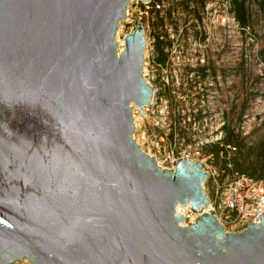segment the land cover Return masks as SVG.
<instances>
[{
	"label": "water",
	"instance_id": "water-1",
	"mask_svg": "<svg viewBox=\"0 0 264 264\" xmlns=\"http://www.w3.org/2000/svg\"><path fill=\"white\" fill-rule=\"evenodd\" d=\"M130 1L0 0V264H264V213L182 226L205 164L161 168L135 139L154 88L143 23L119 50Z\"/></svg>",
	"mask_w": 264,
	"mask_h": 264
},
{
	"label": "rangeland",
	"instance_id": "rangeland-1",
	"mask_svg": "<svg viewBox=\"0 0 264 264\" xmlns=\"http://www.w3.org/2000/svg\"><path fill=\"white\" fill-rule=\"evenodd\" d=\"M162 1L148 14L132 2V16L117 31L124 39L143 22L144 73L154 75L146 116L133 111L135 137L151 156L175 150L204 164L223 163L213 144L224 136L225 122L246 146H258L264 139V0H246V28L229 16L230 0Z\"/></svg>",
	"mask_w": 264,
	"mask_h": 264
},
{
	"label": "built area",
	"instance_id": "built-area-1",
	"mask_svg": "<svg viewBox=\"0 0 264 264\" xmlns=\"http://www.w3.org/2000/svg\"><path fill=\"white\" fill-rule=\"evenodd\" d=\"M134 1L141 4V14H148L152 9L160 10L163 6L162 0H149L148 2L132 0L127 7V18L133 14L130 13V6ZM228 11L230 14L229 16L236 20L231 0ZM170 42H172V40H170ZM144 75H148V77H145L149 84H151L154 75H151L149 72L146 74L144 73ZM144 110H147V106L144 107ZM135 139L143 150L149 154L139 140L136 137ZM227 149L228 151L226 155L223 152L221 153V156L225 161L224 163L216 164L211 162L205 164L204 170H206L208 176L204 183V187L209 196V206L207 208H201L199 211L194 209L192 205L186 204L185 206H182L183 208H186L185 213L177 210V212H180L184 216V221L180 222L182 226H189L196 222L197 218L203 212L215 214L224 227L230 231H240L246 228L250 223L258 224L261 222L259 219L261 214L264 213V176L256 177L236 169L232 155L237 148L232 145H227ZM155 157L161 168L173 169L175 168L177 161L180 158H183V156H179L178 152H175V150L171 151L165 158L158 155H155ZM14 264L32 263L28 260H23L17 261Z\"/></svg>",
	"mask_w": 264,
	"mask_h": 264
},
{
	"label": "trees",
	"instance_id": "trees-1",
	"mask_svg": "<svg viewBox=\"0 0 264 264\" xmlns=\"http://www.w3.org/2000/svg\"><path fill=\"white\" fill-rule=\"evenodd\" d=\"M231 3L238 24L242 28L248 27L250 25L251 13L246 0H231ZM262 4L264 6V2ZM159 61L164 62L165 58L160 57ZM202 75H206L204 68L202 69ZM198 111H200V109ZM222 131L224 136L213 144L217 156L221 155L222 152L225 155L227 154V145L235 146L237 150L232 155L235 168L256 177H263L264 139L258 146H246V144L243 143L244 138L241 136V133L231 128L230 124L225 122L222 126ZM224 162L225 161H223V163Z\"/></svg>",
	"mask_w": 264,
	"mask_h": 264
},
{
	"label": "bare ground",
	"instance_id": "bare-ground-1",
	"mask_svg": "<svg viewBox=\"0 0 264 264\" xmlns=\"http://www.w3.org/2000/svg\"><path fill=\"white\" fill-rule=\"evenodd\" d=\"M128 14V13H127ZM118 34H119V32L117 33V37H116V39H117V41H118V43H119V50H123L124 48V45H125V40L124 39H119V37H118ZM134 113L135 112H137V110H138V108H137V106L136 105H134ZM137 109V110H136ZM139 111V110H138ZM135 116V122H136V124H137V115L135 114L134 115ZM188 205H191L190 203H188ZM185 209L186 208H183V207H181V205L180 204H178L177 205V210L178 211H181L182 213H185Z\"/></svg>",
	"mask_w": 264,
	"mask_h": 264
}]
</instances>
